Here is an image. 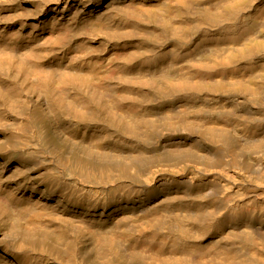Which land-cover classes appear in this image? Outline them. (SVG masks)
<instances>
[{"label": "bare ground", "instance_id": "6f19581e", "mask_svg": "<svg viewBox=\"0 0 264 264\" xmlns=\"http://www.w3.org/2000/svg\"><path fill=\"white\" fill-rule=\"evenodd\" d=\"M0 264H264V0H0Z\"/></svg>", "mask_w": 264, "mask_h": 264}]
</instances>
